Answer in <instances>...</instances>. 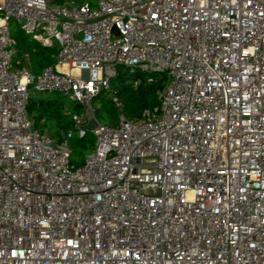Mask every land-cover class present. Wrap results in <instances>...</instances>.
<instances>
[{
    "label": "built area",
    "instance_id": "obj_1",
    "mask_svg": "<svg viewBox=\"0 0 264 264\" xmlns=\"http://www.w3.org/2000/svg\"><path fill=\"white\" fill-rule=\"evenodd\" d=\"M10 21L54 63L20 66ZM119 68L164 83L108 126ZM47 91L81 108L60 141L28 112ZM0 264H264V0H0Z\"/></svg>",
    "mask_w": 264,
    "mask_h": 264
},
{
    "label": "trees",
    "instance_id": "obj_2",
    "mask_svg": "<svg viewBox=\"0 0 264 264\" xmlns=\"http://www.w3.org/2000/svg\"><path fill=\"white\" fill-rule=\"evenodd\" d=\"M65 0H52L53 3H63ZM84 2L88 0H75ZM11 22V21H10ZM9 22V25H10ZM11 37L15 40V58L20 60V66H28L33 74L38 73L43 67L54 63V56L57 52L56 46L44 47L36 41H28L27 36L20 35L19 31L10 30ZM27 54V59L23 58V54ZM154 77L155 75L152 74ZM147 74L135 73L131 77H121L118 73L114 78L117 85L116 97L119 106H116L110 97H97L93 100L96 107L95 118L98 122L114 126L117 124L118 115L121 113L126 119L134 120L140 116L144 109L151 108L157 104L156 91L162 87L164 83L163 76L156 78L152 83H147ZM138 79L139 83L136 87L132 85V80ZM63 97V96H62ZM58 101L45 102L37 96H30L28 102V112L31 115L32 108L34 114L31 115L34 127L48 134L51 128L62 129V135L72 129L70 114L79 112L80 106L73 103L69 109H64ZM39 125L42 128H38ZM62 135L57 133L56 141L62 139ZM70 149L69 161L74 166H79L85 155L91 152L94 145V137L90 131L84 136L78 137L71 135L67 139Z\"/></svg>",
    "mask_w": 264,
    "mask_h": 264
},
{
    "label": "rangeland",
    "instance_id": "obj_3",
    "mask_svg": "<svg viewBox=\"0 0 264 264\" xmlns=\"http://www.w3.org/2000/svg\"><path fill=\"white\" fill-rule=\"evenodd\" d=\"M50 2H52V0H49ZM89 3L94 4L96 2V0H88ZM9 29L16 32L19 31L20 35L22 36H27L28 41H33L31 39V37L29 35L24 34L19 27L16 25V23L14 21L10 22L9 25ZM118 74L121 77H131L132 74L126 69V68H119L118 69ZM114 90H117V85L115 84L114 81L111 82V87L108 91V96H112L114 93ZM31 96H37L41 99H43L45 102H52V101H58L57 104H60L64 107V109H69V106H72L73 103H71V100L65 97H62L60 94L56 93V92H35L34 94H32ZM34 114V108H32V113L31 115ZM38 128H42L40 125ZM62 129H57V127L55 128H51L48 132L49 137H51L52 139L55 140L57 133H60V135H62ZM63 136V135H62Z\"/></svg>",
    "mask_w": 264,
    "mask_h": 264
},
{
    "label": "water",
    "instance_id": "obj_4",
    "mask_svg": "<svg viewBox=\"0 0 264 264\" xmlns=\"http://www.w3.org/2000/svg\"><path fill=\"white\" fill-rule=\"evenodd\" d=\"M95 127V122L94 121H90L88 124H87V129L88 130H91Z\"/></svg>",
    "mask_w": 264,
    "mask_h": 264
}]
</instances>
